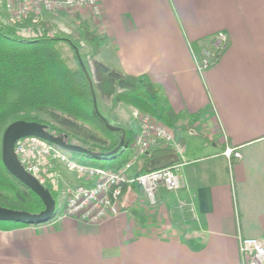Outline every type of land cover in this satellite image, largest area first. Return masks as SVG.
<instances>
[{
    "label": "crops",
    "instance_id": "crops-1",
    "mask_svg": "<svg viewBox=\"0 0 264 264\" xmlns=\"http://www.w3.org/2000/svg\"><path fill=\"white\" fill-rule=\"evenodd\" d=\"M99 5L92 30L106 42L94 59L160 85L212 151L189 160L183 139L174 164L181 187L158 189L156 206L125 188L124 212L98 224L54 218L36 227L0 225V264H247L239 240H264V0ZM217 33L227 36L226 47L200 75L196 59ZM225 146L241 158L228 162ZM61 175L64 190L79 184L72 173Z\"/></svg>",
    "mask_w": 264,
    "mask_h": 264
},
{
    "label": "trees",
    "instance_id": "trees-1",
    "mask_svg": "<svg viewBox=\"0 0 264 264\" xmlns=\"http://www.w3.org/2000/svg\"><path fill=\"white\" fill-rule=\"evenodd\" d=\"M92 24L90 19L81 20L74 35L65 37L52 35V30L46 24H34L31 19L12 26L0 20L1 208L30 215L44 210L40 198L10 175L3 165L2 136L11 123H40L46 126V132L51 136L100 155L88 156L97 160L100 167L116 170L132 156L134 131L126 130L122 124L111 125L118 130L108 128L105 124L107 120L98 110L99 98L110 103L111 109L122 103L150 115L169 128L175 139L183 145L182 132L189 130L193 120L191 116L186 117L170 107L160 85L152 82L147 75H126L94 58L91 62L92 71L86 67L79 43L83 42L90 48L91 56L94 57L106 42L104 36L92 30ZM28 26H32L34 31L40 26L44 32L41 35L34 33L24 36L21 31ZM209 46L203 47L200 53ZM94 98L98 112L94 109ZM122 139L123 145L118 149ZM168 154H172L168 148L149 150L136 164L135 173H143L148 161ZM125 188L135 189L137 199L141 198L142 191L138 186ZM48 190L57 208L61 193ZM50 221L0 222V225L5 228L36 227Z\"/></svg>",
    "mask_w": 264,
    "mask_h": 264
},
{
    "label": "built area",
    "instance_id": "built-area-1",
    "mask_svg": "<svg viewBox=\"0 0 264 264\" xmlns=\"http://www.w3.org/2000/svg\"><path fill=\"white\" fill-rule=\"evenodd\" d=\"M101 0H0L1 22L6 25L22 23L31 19L41 24L42 16L74 12L93 21L101 20ZM24 36L34 33L43 34L40 26L22 29ZM227 36L217 33L213 36L209 48L201 51L196 59L200 75L224 51ZM132 118L137 124V132L131 141L132 156L120 168L106 169L100 166L78 164L67 157L57 146L36 137H23L14 144V153L24 171L30 174L43 187L60 191L62 185L61 170L75 175L78 185L64 190L63 209L55 218L75 219L79 223L98 224L106 219L115 218L123 211L122 196L125 186H138L144 200L151 207L156 206V192L162 188L169 192L180 189L181 182L174 172L175 165L150 172L132 173L130 170L151 149L168 148L177 158L183 153V145L173 132L150 115L133 109ZM222 155L228 162L239 160L241 154L230 146H225ZM239 249L248 256L247 264H264V240L240 239Z\"/></svg>",
    "mask_w": 264,
    "mask_h": 264
},
{
    "label": "water",
    "instance_id": "water-1",
    "mask_svg": "<svg viewBox=\"0 0 264 264\" xmlns=\"http://www.w3.org/2000/svg\"><path fill=\"white\" fill-rule=\"evenodd\" d=\"M82 69L86 72L82 61L79 59ZM94 109L98 112L96 107V100L94 98ZM105 124L111 130H118L119 128L111 126L105 121ZM46 126L36 122L17 121L11 123L4 131L2 136V162L5 169L17 179L22 185L36 194L43 202L44 210L36 215H30L23 212H15L0 207V222H45L55 218L57 208L54 199L49 190L40 185L30 174H28L20 163L18 162L14 153L15 142L23 137H36L47 143L53 144L63 151L82 154L85 156L98 157V154H92L78 146L66 144L61 138L51 136L46 132ZM124 136V134H123ZM123 145V139L118 149ZM177 161L174 154L163 155L148 161L144 166V172L155 171L158 169L170 167Z\"/></svg>",
    "mask_w": 264,
    "mask_h": 264
},
{
    "label": "rangeland",
    "instance_id": "rangeland-1",
    "mask_svg": "<svg viewBox=\"0 0 264 264\" xmlns=\"http://www.w3.org/2000/svg\"><path fill=\"white\" fill-rule=\"evenodd\" d=\"M62 16L60 18H56L55 20L46 19L45 15L42 16L41 23L46 24L51 31L52 35L57 36H65L69 37V35L73 36L75 30L77 29L81 20H89L88 18L79 17L78 14L71 12V13H60ZM60 14H53L50 16H58ZM46 19V20H45ZM97 22L98 21H94ZM81 47L82 53V61L85 63L86 67L92 71V59L94 58L91 56V51L83 42L79 43ZM199 58H201V53L199 54ZM97 105L99 112L103 115V117L107 120L110 125L114 124H122L126 130L131 131L133 130V126H135V121L132 118V108L125 104H118L114 109H111L110 103H105L101 101L99 98L97 99ZM186 117H189L187 115ZM187 122V121H186ZM194 132L198 133L195 134ZM200 130H197L196 124L191 123L189 130H185L182 132V137L184 139V154L183 156L189 160L196 159L198 157H203L205 155H209L212 151L211 146L209 147V143L207 142V136L204 138L203 134H199ZM128 137L130 139V132H128ZM208 150V152H207ZM65 154L69 159L84 165H91V166H99V162L92 157H88L82 154H75L73 152L64 151ZM137 170L136 166H133L130 170V174L135 173ZM74 175V174H73ZM75 176V175H74ZM60 197L57 200V211L58 213L63 209L65 200H64V188L61 187L60 190ZM59 215V214H58ZM58 215L56 217H58Z\"/></svg>",
    "mask_w": 264,
    "mask_h": 264
}]
</instances>
